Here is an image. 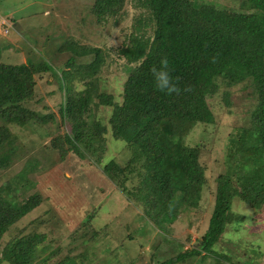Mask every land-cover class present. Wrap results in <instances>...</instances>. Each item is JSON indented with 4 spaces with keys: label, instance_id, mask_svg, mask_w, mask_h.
<instances>
[{
    "label": "trees",
    "instance_id": "1",
    "mask_svg": "<svg viewBox=\"0 0 264 264\" xmlns=\"http://www.w3.org/2000/svg\"><path fill=\"white\" fill-rule=\"evenodd\" d=\"M232 1L236 7L218 0H94L88 10L93 33L106 26L118 27L126 15L127 2L139 13L131 15L125 40L112 58L113 62H123L121 101L98 89V74L102 67H109L105 52L92 43L80 46L66 40L57 51L69 56L58 74L52 70L60 77L57 117L47 107L31 106L39 102L34 99V75L50 72L51 67L35 58L25 64L19 58L20 49L10 53L18 56L13 60L0 56V170H5L20 153L31 150L23 133L46 138L61 160L72 153L99 165L109 132L113 139L124 143V148L114 160L99 165L104 176L129 202L142 206L143 217L154 227L171 224L184 210L198 208L206 184L199 161L201 150L185 144V138L195 125L213 123L207 99L217 94L221 82L228 86L248 83L253 97L256 95L250 127L239 137L230 138L225 147L226 164L215 180L207 229L191 248L178 250L176 256L158 263L190 260L197 264L194 258L201 257V262L211 259L220 264L222 261H214L213 248L225 226L241 220L231 213L232 197L237 195L252 209L264 204V0ZM164 58L178 91H160L153 83L151 68L159 67ZM98 106L111 109L108 119L97 116L94 108ZM11 128H17V132ZM25 162L27 168L14 183L20 180L26 189L32 186L27 178L37 170L38 162ZM39 202L40 197L32 194L19 203L0 186V243ZM92 216L89 213L80 222L82 227L74 231L72 244L81 249L76 258L67 255L55 264L118 261L95 262L96 248L106 241L107 246L99 250L108 253L112 241L102 236L106 228L88 229ZM45 239L44 234L36 232L16 235L4 245L0 264L45 263V258L38 260Z\"/></svg>",
    "mask_w": 264,
    "mask_h": 264
},
{
    "label": "rangeland",
    "instance_id": "2",
    "mask_svg": "<svg viewBox=\"0 0 264 264\" xmlns=\"http://www.w3.org/2000/svg\"><path fill=\"white\" fill-rule=\"evenodd\" d=\"M93 1L0 0L1 58L13 60L18 56L10 53L20 49L19 58L25 64L29 58H35L51 67L48 68L50 72L34 75V99L39 102L31 106L47 107L57 117L60 77L56 74L69 56L64 51L58 52L57 48L64 45L66 40H73L75 45L92 43L105 52L109 67L101 68L98 89L114 96L115 101H121L125 80L120 67L123 62H113L112 58L125 40L124 35H127L126 30H129L132 22L131 15L138 16L139 13L135 6L127 2L126 15L118 27L106 26L99 33H93L88 21L91 19L88 10ZM218 1L230 7L237 6L232 0ZM82 16L86 21H82ZM51 74L54 75L53 79ZM253 94L248 83L228 86L221 82L217 94L207 99L213 113V123L208 126L195 125L184 140L185 144L198 146L201 150L199 161L205 170L206 184L199 206L184 210L174 222L160 227H154L147 221L142 215V206L129 202L116 185L104 176L99 165L114 160L124 148V143L113 139L109 132L99 165L92 160L79 159L72 153L61 160L57 152L47 145L46 138L41 140L38 139L39 134L34 133L29 137L23 133L22 137L31 150L20 153L5 170H0V186L5 187V191L9 190L19 203L32 194L38 195L40 202L3 236L0 256L4 245L13 237L36 232L46 237L41 244L45 249L38 253V260L45 258L46 261L39 264H55L67 255L76 258L81 249L72 244L74 231L82 227L79 224L89 213L93 216L88 229L106 228L102 236L104 240L112 241L108 253L99 250L107 246L106 241L96 248L97 263L116 258L118 261L115 264H158L176 256L178 250L181 252L191 248L207 229L214 206L215 180L226 164L225 147L230 138L239 137L250 127V110L256 101ZM94 110L104 120L111 114V109L104 106ZM11 130L17 132V128ZM29 159L37 161L38 168L28 174L27 179L32 186L25 189L24 183L20 180L14 183V180L27 168L25 161ZM28 163L32 164L31 161ZM231 213L241 220L225 226L224 233L213 248L214 261H222L220 264L236 261L264 264V204L259 209H252L235 195L231 199ZM50 251L53 252L51 257L48 256ZM246 256L254 257L253 261L252 258L246 259ZM194 260H197V264H214L211 259L201 262L199 257ZM187 263L191 264L190 260L178 264Z\"/></svg>",
    "mask_w": 264,
    "mask_h": 264
},
{
    "label": "clouds",
    "instance_id": "3",
    "mask_svg": "<svg viewBox=\"0 0 264 264\" xmlns=\"http://www.w3.org/2000/svg\"><path fill=\"white\" fill-rule=\"evenodd\" d=\"M151 73L153 83L158 90L165 92L178 91L168 70V61L166 58L161 59L159 67L153 66Z\"/></svg>",
    "mask_w": 264,
    "mask_h": 264
}]
</instances>
